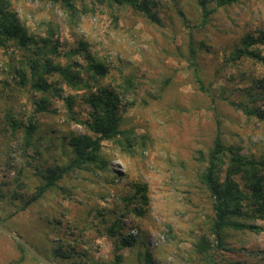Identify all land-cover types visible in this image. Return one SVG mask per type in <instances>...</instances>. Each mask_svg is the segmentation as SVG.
I'll return each instance as SVG.
<instances>
[{
    "label": "rangeland",
    "instance_id": "1",
    "mask_svg": "<svg viewBox=\"0 0 264 264\" xmlns=\"http://www.w3.org/2000/svg\"><path fill=\"white\" fill-rule=\"evenodd\" d=\"M5 1L31 35L43 36L52 21L61 53L86 43L109 71L95 80L82 74L73 86L50 76L64 96L73 95L71 111L51 92L49 110L35 112L39 93L19 86L5 68L29 51L13 42L0 47V223L55 264H110L116 237L106 226L115 214L122 216L125 237L135 230V241L119 249L121 264H143L145 249L155 264H202L194 247L202 237L218 263L264 264V219H249L257 231L228 230L224 246L214 247L212 198L200 178L217 132L225 144L241 147L238 153H264V119L230 102L264 110V65L231 58L245 33L264 31V0H207L213 12L205 21L197 0H155L158 22L106 0H75L72 18L54 0ZM70 60L83 62L80 56L55 58L62 65ZM99 85L117 93L119 128L130 129L136 142L126 147L116 139L103 141L107 167L69 170L24 206L41 182L35 168L68 164V139L84 132L74 119L88 111L81 95ZM28 119L34 125L30 145L24 138ZM133 181L147 184L141 214L133 211L136 200L127 205L123 199L132 194ZM18 245L0 231V264H42Z\"/></svg>",
    "mask_w": 264,
    "mask_h": 264
},
{
    "label": "trees",
    "instance_id": "2",
    "mask_svg": "<svg viewBox=\"0 0 264 264\" xmlns=\"http://www.w3.org/2000/svg\"><path fill=\"white\" fill-rule=\"evenodd\" d=\"M72 18L76 16L78 10L75 0H54ZM103 2L105 0H93ZM110 4L128 5L134 10L143 13L151 21L158 22V15L155 8V0H106ZM238 0H219L220 5H229ZM201 9L202 21L213 12V8L208 7L207 0H197ZM86 9V6H83ZM56 25L50 21L46 23L44 35L37 38L31 35L27 29L18 22L14 11H12L5 0H0V47L7 49L10 42L18 47L26 48L29 56L26 58L13 57L5 68L19 86L28 88L39 96L33 100V110L35 112L48 111V94L54 92L61 97L67 105V110L71 111L73 95H63L62 89L57 85L56 80L49 77L57 75L67 86L80 83L84 77L92 80L105 77L109 68L102 61L97 59L88 49L86 43L80 42L75 48H71L63 53L58 49L59 41L56 36ZM64 55L68 58L80 56L82 63L77 60H70L64 65L55 61L56 57ZM193 55V52L191 53ZM249 57L264 65V31L258 30L256 35L250 32L245 33L239 45L234 46L231 51L232 59ZM126 84L131 85L132 79L126 77ZM82 102L87 105V115L83 119H74L81 124L83 133L72 134L68 139L71 146L72 157L65 166H48L44 169L35 168L36 174L41 182L34 188L30 197L25 201L27 206L32 201L37 200L46 191L54 187L58 180L69 170L74 168H98L103 169L108 166V159L102 154V142L116 139L118 143L130 147L136 142L135 136L130 129L121 130L119 128V116L117 113L118 98L117 93L109 87L97 86L94 90L89 89L81 95ZM232 105L239 107L247 115H255L264 119V110L248 108L243 103L230 101ZM17 125L13 122V126ZM34 125L28 119L24 127L25 143L30 145L31 135ZM121 136L120 138L118 136ZM118 137V138H117ZM238 145L225 144L222 137L217 132L212 141L211 148L207 152L205 166L201 172V181L207 187L212 198L213 217L210 223V232L215 237L214 247H223L227 231L234 229L240 231H257L258 226L249 222L251 218L264 219V153L263 151L255 155L254 153H238ZM202 155V154H201ZM203 157V156H200ZM227 157V161L225 159ZM225 165L224 176L220 181L219 174ZM110 169V167H108ZM112 173L115 171H112ZM120 174V173H119ZM242 182V183H241ZM131 195H126L123 199L129 205L136 200L133 206L135 213L141 214L145 211L148 202L147 184L133 181L130 184ZM112 214L114 210H111ZM121 215H114L110 225L106 226V233L116 237L113 241V260L110 264H121L123 255L119 249L128 246L135 241L134 237H125ZM104 220V219H103ZM196 251L202 258V264H225L218 263L212 254V247L204 237L194 243ZM23 253V248L18 245ZM62 250V249H61ZM57 252L62 256H70L66 250ZM143 264H155L151 251H143Z\"/></svg>",
    "mask_w": 264,
    "mask_h": 264
},
{
    "label": "water",
    "instance_id": "3",
    "mask_svg": "<svg viewBox=\"0 0 264 264\" xmlns=\"http://www.w3.org/2000/svg\"><path fill=\"white\" fill-rule=\"evenodd\" d=\"M0 231L14 239L30 257L35 258L42 264H55L52 260L33 248L24 238L5 227L2 223H0Z\"/></svg>",
    "mask_w": 264,
    "mask_h": 264
},
{
    "label": "built area",
    "instance_id": "4",
    "mask_svg": "<svg viewBox=\"0 0 264 264\" xmlns=\"http://www.w3.org/2000/svg\"><path fill=\"white\" fill-rule=\"evenodd\" d=\"M129 236L134 237L135 236V230L131 229L128 233Z\"/></svg>",
    "mask_w": 264,
    "mask_h": 264
}]
</instances>
